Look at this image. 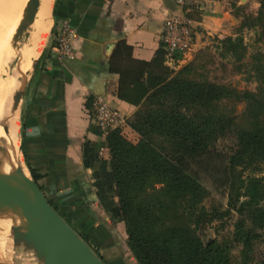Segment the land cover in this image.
Instances as JSON below:
<instances>
[{
	"label": "crops",
	"instance_id": "0c3cea01",
	"mask_svg": "<svg viewBox=\"0 0 264 264\" xmlns=\"http://www.w3.org/2000/svg\"><path fill=\"white\" fill-rule=\"evenodd\" d=\"M246 3L201 0L199 19H192L195 52L211 36L230 34ZM169 12H181L174 0H53L45 42L24 82L19 136L25 162L44 195L70 225L84 230L105 264L130 259L108 148L92 121V103L100 96L130 117L145 91L181 67L166 60L159 42ZM62 19L75 29L74 56L59 59L53 30ZM10 122L18 135L17 115Z\"/></svg>",
	"mask_w": 264,
	"mask_h": 264
},
{
	"label": "trees",
	"instance_id": "16d2710c",
	"mask_svg": "<svg viewBox=\"0 0 264 264\" xmlns=\"http://www.w3.org/2000/svg\"><path fill=\"white\" fill-rule=\"evenodd\" d=\"M187 16L199 19V11ZM252 21L264 36V0ZM219 42L222 57L242 60V38L227 36ZM254 58L247 71L259 85L257 92L241 93L243 121L233 104L227 108L222 103L236 97L234 91L188 64L145 91L128 120L139 135L137 142L126 139L120 129L105 136L117 204L137 264H249L255 241L264 248V54ZM227 135L234 140L225 156L228 207L208 210L203 203L208 190L195 166L207 167L215 143ZM27 166L36 181L37 174ZM247 168L263 175L243 178ZM231 209L238 214L232 242L242 245L240 263L233 261L225 239L202 238V228ZM258 264H264V255Z\"/></svg>",
	"mask_w": 264,
	"mask_h": 264
},
{
	"label": "rangeland",
	"instance_id": "374dc122",
	"mask_svg": "<svg viewBox=\"0 0 264 264\" xmlns=\"http://www.w3.org/2000/svg\"><path fill=\"white\" fill-rule=\"evenodd\" d=\"M27 2L28 0H0L1 104L4 102V97L2 96L3 87H5V85L7 84L8 79L13 76L18 61L25 53L27 54V56H29L33 52L36 53V51L40 47V44L46 39V30L49 29L50 26V18L44 19L46 6L49 2L48 0H40L37 12L35 14V21L33 25L30 29L25 30L18 37L19 40L16 43H13V36L25 12ZM259 6L260 0H247L246 5L244 6L245 10L239 12L241 18L240 21L239 23L235 24L236 26L233 29H231L230 34H224L222 36H211L210 38H208L204 46L199 47L196 52L190 56V59L183 65H181L182 67L184 65L192 64L196 67L197 72L205 74L209 81L229 86V88L233 90L234 94L237 96L233 97L232 100L228 103H222L226 104L227 108L233 104L234 113L239 116V121H243L242 116L243 112H245V102L244 98L241 96V93L243 91L257 92L259 85L255 78L252 77V73L247 71V67L249 68V66H247L248 63L250 65L251 63H256V59L254 57L259 56V54H264V36L262 35L258 25H252V20L258 12ZM227 36H231L233 38H242L243 45L245 47V54L241 61L233 62L232 59L221 56L219 40ZM240 65L242 66L241 68L238 67ZM28 66L29 65H26V67ZM22 75V85H25L24 82H26V77H24V74ZM15 111L16 114L14 116V122L16 119V115H19L20 105L17 109H15ZM130 117H128V120ZM128 126L129 129H127V131L123 135L129 141L137 142L139 139V135L130 127L129 123ZM12 133L13 132H11V134ZM13 135L12 140L14 142L19 143V129L18 135L17 133L14 136ZM232 137V135H227L223 138L218 139V141L215 143V148L211 156L206 159V161H208L207 167L202 165L195 166L198 171L197 174L202 184L208 190V194L203 202L205 208L208 210L213 207H216L220 211H224L228 207V170L226 167L225 156L228 152H230V149L234 146V140ZM247 175L262 176L263 173L261 171H255L251 168H247L245 171L241 172V176L245 178ZM260 206L264 207V200L261 201ZM10 212L13 214L16 213L13 211ZM3 213L4 212H0V219L4 217ZM119 220L122 221L124 226L123 233L125 234L126 238L125 253L128 259H130V261L128 260L127 262L129 264H137L128 246L125 224L121 219L120 212ZM237 220V212L231 209L228 215L205 225L202 228V238L204 240L225 239L230 246L229 251L233 261L235 263H240L242 259V245L237 242H232L233 231L235 230V223L237 222ZM71 226L87 242L88 239L85 237L84 230L79 226L73 225L72 223ZM4 227L6 228V226ZM4 227H2L0 223V234L5 237V239L3 238L4 241H6L7 243L9 241V243H11L12 245H10L9 243L7 244L5 242L4 246L7 245L5 247H8L7 249L5 248L7 254L6 252H4L2 256L0 255V264H17L15 261L16 256L14 255L17 254V250H26V247L20 242L13 241L11 226H9L7 230L4 229ZM4 232L6 233L4 234ZM9 248L13 249L14 251L11 249L9 250ZM91 248H93L95 253L100 256L99 251L95 247L91 246ZM7 250L9 252L11 251V254L8 253ZM263 252L264 248L262 242L260 240H256L252 251L253 260L249 264H258V260L264 255Z\"/></svg>",
	"mask_w": 264,
	"mask_h": 264
},
{
	"label": "water",
	"instance_id": "95a60500",
	"mask_svg": "<svg viewBox=\"0 0 264 264\" xmlns=\"http://www.w3.org/2000/svg\"><path fill=\"white\" fill-rule=\"evenodd\" d=\"M38 6L39 0H29L13 36V43H16L18 37L28 29ZM22 94L23 88L14 92L12 110L20 105ZM19 120L18 115V129ZM19 149L29 175L26 176L22 168L15 171L13 177L0 175V212H18L26 221L24 225L11 226L13 241L22 243L26 247L23 251H34L43 259V264H105L91 246L51 206L30 174L20 142ZM21 179L27 185L24 189L15 185V181L20 182ZM15 261L18 264V260Z\"/></svg>",
	"mask_w": 264,
	"mask_h": 264
},
{
	"label": "built area",
	"instance_id": "2783aa9c",
	"mask_svg": "<svg viewBox=\"0 0 264 264\" xmlns=\"http://www.w3.org/2000/svg\"><path fill=\"white\" fill-rule=\"evenodd\" d=\"M181 12H169L163 22L159 35V42L164 50L166 60L175 66H181L195 53V32L192 26V19L187 13L193 9H201V0H174ZM75 35V29L68 20H60L54 31L53 41L59 59L71 58L74 56V49L71 40ZM92 121L102 135L106 136L111 130L120 129L124 134L128 126V117L118 109L113 108L109 103L98 96L92 103ZM101 148V153L104 151Z\"/></svg>",
	"mask_w": 264,
	"mask_h": 264
},
{
	"label": "bare ground",
	"instance_id": "6f19581e",
	"mask_svg": "<svg viewBox=\"0 0 264 264\" xmlns=\"http://www.w3.org/2000/svg\"><path fill=\"white\" fill-rule=\"evenodd\" d=\"M28 2H29V0H28ZM28 2H27V4H28ZM48 2L49 3L46 6L44 19L50 18V14H51V7H52L53 0H48ZM34 21H35V16H34L33 21L30 23L28 29L31 28ZM44 42H45V40L40 44V47L38 48V50L42 48ZM37 51L34 54V58L31 61V66L27 71H25L27 62L29 61L27 54L25 53L20 58V60L18 61L17 65H16L13 76L10 77V79H8V82L5 85V87H3V91H2V96L4 97V102L1 104V101H0V175H4L7 177H13V174L19 168H22L23 173L26 176L29 175L28 170L26 169L24 162H23V158H22V155H21V152L19 149V143L14 142L12 140V135L13 134L15 135L16 132L12 128L10 119L14 122V116L16 114L15 113L16 111L12 110L13 94L15 91H17L18 89L21 88L22 81H23V80L21 81V78L23 77L22 74H24V77H27L32 66L35 64L37 57L39 55V52H40V51H38V52ZM23 87H24V84H23L22 88ZM11 132H13V133L11 134ZM15 185H17L21 189H24L25 187H27L26 183L22 179L20 180V182L15 181ZM3 214H4V217L0 219L1 220L0 223H1L2 227L6 226V228L4 227V229H6V230L9 226L24 225L26 223L24 216L19 214L18 212H16L15 214H13L11 212H4ZM5 233L6 232H4V234ZM3 238L5 239V237L0 234V255L1 256L4 252H6L5 246H7V245L4 246L6 241H4ZM8 243H9V241H8ZM9 244L12 245L11 243H9ZM10 245H9V247H10ZM10 249L11 248H9V250ZM11 250H13V249H11ZM13 251H12V253H13ZM10 252L8 251V253H10ZM16 253L17 254L14 256H16V260H18V264H43V259L39 258L35 254V252L32 250H29V251L19 250ZM6 254H7V252H6Z\"/></svg>",
	"mask_w": 264,
	"mask_h": 264
}]
</instances>
